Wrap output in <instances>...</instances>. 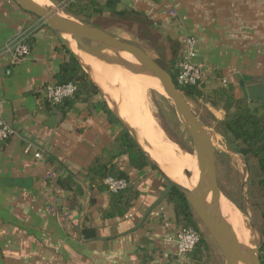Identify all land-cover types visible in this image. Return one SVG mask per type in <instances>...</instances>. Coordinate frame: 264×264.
I'll list each match as a JSON object with an SVG mask.
<instances>
[{"label": "crops", "instance_id": "0c3cea01", "mask_svg": "<svg viewBox=\"0 0 264 264\" xmlns=\"http://www.w3.org/2000/svg\"><path fill=\"white\" fill-rule=\"evenodd\" d=\"M107 2H87L88 14L110 15L104 8ZM113 4L116 11H136V17L148 21L178 49L183 33L196 37L195 61L205 78L203 95L190 98L197 111L191 108L204 129L215 134L214 141L224 144L216 128L226 111L210 104L207 97L213 90L231 88L235 99L242 98L260 111L264 0H113ZM100 7L102 13L97 12ZM97 26L116 35L101 23ZM24 29L32 33L30 52L14 63L3 48ZM61 37V32L13 0H0V118L15 130L0 146V264H191L190 256H180L168 241L178 224L164 194L167 182L155 169L136 170L126 155L114 158L138 195L122 216H106L112 193L105 184L104 189L90 186L88 171L104 150L115 153L111 145L116 135L122 127H130L109 107L100 85ZM67 50L98 87L91 100L105 101L113 113L111 120L87 102L76 103L60 119L47 103L42 89L56 82L55 73L69 58ZM37 151L43 160L33 156ZM67 171L73 173L82 193L51 192L50 174L64 177Z\"/></svg>", "mask_w": 264, "mask_h": 264}, {"label": "rangeland", "instance_id": "374dc122", "mask_svg": "<svg viewBox=\"0 0 264 264\" xmlns=\"http://www.w3.org/2000/svg\"><path fill=\"white\" fill-rule=\"evenodd\" d=\"M48 2H50L48 3L50 4V7L45 8L54 9L62 16L72 17L84 24L93 26H97L101 23L106 30L114 31L116 35H119V37L116 35L114 36L142 48L150 57L167 70L169 59V57H167L169 56L168 42L164 39L162 33L157 29H152L148 21H145L139 16L136 17L134 14L123 16L106 14L104 17H101L100 15L98 16L96 13H94V15L87 14L91 10H85L86 15L82 14L73 16L66 13V6L58 4L59 0H48ZM87 43L90 44L91 48H100L98 47V43L90 41ZM85 52L87 53L88 51L85 50ZM119 52L121 51L118 48L107 45L106 49L100 48L96 54L91 53L90 56L93 58L92 66L93 61L96 65L94 68V70L96 69L95 72L98 73L99 77L102 78L105 84L110 87L111 91L114 92L116 96L120 93L141 104L144 111L155 121L156 125L165 134L166 140L168 141V143H166L167 151L170 157L176 159L178 168H180L179 162L185 167L186 170H183L185 176L189 177L191 176V173H198V160L191 138L182 123L179 121L173 109V105L166 97L160 82L157 79H154V76H152L149 71L146 72V69H142V64L138 63L133 56L127 53L120 54ZM89 53L90 52H88V54ZM126 55L129 58L125 57ZM128 65H135L138 67L132 69V67ZM140 70L143 71L139 73ZM131 74L132 76H130ZM109 78H113L111 79L112 81H108ZM108 82H110V84ZM132 92H134L135 99ZM103 95L108 101L109 98L105 92ZM119 98L120 97L118 96L117 100H120ZM186 100L190 107L197 111V103L188 97H186ZM126 112L132 111L122 108V117L125 118L123 114ZM141 127L143 136L145 134V132H143L144 124L141 123ZM131 130L133 134L136 135L135 128H131ZM205 139L211 144L216 139V136L213 133L208 137L205 136ZM223 141L224 144L220 141H214L212 143V149L216 161L217 182L221 192L220 197L222 199L224 198L227 202L229 201L228 203L232 204L238 211H240L243 220L249 229V231H246V235L248 238L252 236L251 245L252 247H255L261 239L260 230L264 228V192L257 182L259 178V170L256 161L253 158L246 160L239 154L237 155L228 150L224 138ZM151 144L152 140L149 141L148 149ZM184 153H188L192 158ZM178 168L176 171L180 172V169ZM154 171L161 175V170L157 165ZM183 179L186 182L190 181L184 177ZM194 219L199 228V235L205 239L206 244V246H203L202 244L197 245L201 250V257L198 264H225L220 249L210 236L209 232L195 215ZM191 253L192 251L190 252V255Z\"/></svg>", "mask_w": 264, "mask_h": 264}, {"label": "trees", "instance_id": "16d2710c", "mask_svg": "<svg viewBox=\"0 0 264 264\" xmlns=\"http://www.w3.org/2000/svg\"><path fill=\"white\" fill-rule=\"evenodd\" d=\"M91 5L93 0H80L76 3L67 5L66 13L78 16L86 15L85 10H88V3ZM104 8L114 15L138 14L132 10H115L113 0H108ZM97 12L102 13L101 7ZM88 14V13H87ZM31 37L28 42L30 44ZM170 58L168 59L167 71L175 81L176 64L179 61L178 46L176 43L168 39ZM69 54L68 60L64 61L58 71L55 73V83L64 84L67 82H75L76 90L71 97L63 99L58 104L47 103L56 109V113L60 115V119L65 114L74 108L78 102H87L90 107L95 110H102L106 113L110 120L113 118L112 111L108 108L105 101H92V97L99 93L98 87L92 82L87 73L80 65L78 59L72 52L67 50ZM177 88L181 93L188 98H199L203 95L201 86L186 85L180 86L176 83ZM210 104L220 105L225 111V118L218 122L216 131L222 135L226 142L228 150L239 154L246 160L253 158L256 161L259 178L258 185L264 192V103L261 105L260 111H255L248 107L244 99H235L232 95L231 88L219 87L213 90L212 94L207 97ZM116 119V118H115ZM117 120V119H116ZM113 151L104 150L102 157L94 160L88 171V179L90 186H96L98 189H104L103 179L106 176L115 178H124L128 181L126 172L117 167L113 163V159L120 155H126L129 165L136 170H143L146 167L155 169V165L150 161L145 152L139 147L134 140L129 130L122 127L116 135L112 143ZM51 162L54 160L48 157ZM60 164V163H59ZM59 168H63L58 165ZM64 170V168H63ZM55 185L64 190H73L76 194L82 193L80 185H78L75 176L70 171L66 172L64 177H56ZM138 192L133 189L128 181V186L120 191L112 193L107 217L122 216L130 207L131 201L136 198ZM166 199L172 204L175 221L180 227H191L199 233V228L194 219V213L190 207L186 196L183 192L175 187H171L166 193ZM84 233L86 231L84 230ZM262 245L259 249V260L264 264V228L260 230ZM206 246L205 239L200 235L197 245ZM196 245L190 256L191 264H198L201 257V250ZM183 256V257H186Z\"/></svg>", "mask_w": 264, "mask_h": 264}, {"label": "water", "instance_id": "95a60500", "mask_svg": "<svg viewBox=\"0 0 264 264\" xmlns=\"http://www.w3.org/2000/svg\"><path fill=\"white\" fill-rule=\"evenodd\" d=\"M13 1L23 10L43 20L46 25L55 31L59 33H70L80 48L92 54H96L102 45H100V48L94 49L91 48L87 42H104L109 46L118 48L121 52L129 53L138 63L142 64V69L148 70L158 79L166 97L171 101L179 121L191 138L198 160V183L197 187L193 189H188L168 179L166 175L160 171L162 177L167 182L164 194H166L171 187H175L185 194L196 218L209 232L220 249L225 264H238V262L243 264H261L259 260V249L262 245V239H260L259 243L252 249L247 247L240 248L236 236L220 217L219 199L221 192L217 182L216 161L212 143L210 144L206 141L204 126L194 114L186 97L177 88L169 72L139 46L123 41L98 26L84 24L72 17L61 16L56 10L38 6L33 0ZM61 40L66 42V39L63 37H61ZM125 127L148 157L147 152L141 147L132 130L127 126ZM153 164L156 167V164ZM208 193H211V200L206 204L205 198Z\"/></svg>", "mask_w": 264, "mask_h": 264}, {"label": "bare ground", "instance_id": "6f19581e", "mask_svg": "<svg viewBox=\"0 0 264 264\" xmlns=\"http://www.w3.org/2000/svg\"><path fill=\"white\" fill-rule=\"evenodd\" d=\"M33 1L38 6L48 7V8L50 7V4H48L50 2H48V0H33ZM67 34L71 35L68 32H62V36L67 40L69 46L76 52L80 63L83 65V67H85V69H87V71H89V73L91 74L93 79L100 85L103 92L106 93L107 97L109 98V100H108L109 107L114 112H116L121 117V119L125 123L128 124V126L130 128H135L136 138H137L138 142L140 143L141 147L147 152L148 157L157 165V167L166 175V177L168 179H170V180H172V181H174V182H176V183H178V184H180V185H182L188 189L196 188L197 183H198V173H195V172H194V174L191 173V176L187 177L183 174V170L185 169V167L180 162H179L180 168L177 167L178 165L176 163V159L174 157H170V155L167 151L166 143H168V141L166 140L165 134L156 125L155 121L144 111L141 104L138 103L137 101L130 99L127 96L120 94V93L118 95L120 97L119 98L120 100H117L118 96H116L114 94V92L111 91L110 87L107 86L105 84V82L102 80V78L99 77L98 73L95 72L96 69L94 70V68L96 67V65L94 64V61H93V66H92L93 58L90 56L91 53H89V54H88V52L86 53L84 49H82L78 46V44L72 38V36H69ZM88 45L90 46V44H88ZM100 45H102L101 49H105L107 44H105L104 42H100V43H98V47H100ZM120 53L125 54L127 52H120ZM127 54H129V53H127ZM125 57H128V56L126 55ZM128 66H131V65H128ZM133 66H131L132 69H134L136 67L135 65H133ZM141 71H143V70H140L139 73H141ZM146 72H148V70H146ZM130 76H132V74ZM129 78H131V77H129ZM111 79H113V78H111ZM111 79L109 78L108 81L109 80L112 81ZM154 79H157V78L154 77ZM108 83L110 84V82H108ZM111 86H112V84H111ZM132 91H133V89H132ZM134 92H135V90H134ZM134 92H132L133 97H134ZM135 98L136 97H134V99ZM122 108L128 109L132 112L124 113L123 114V116H125V118H124L121 115ZM135 113L137 114V116L140 120L137 118ZM141 123L144 124V131L143 132H145V134L143 136H142V131H141L142 130ZM212 134H213L212 131H206L205 130V136L206 137H208ZM152 137L154 138V140ZM151 140H152V144L150 145V148L148 149L149 141H151ZM150 149L152 152L150 151ZM170 149H173V148H170ZM184 154H186L190 158H192L191 155H189L188 153H184ZM177 168L180 169V172L176 171ZM183 177L189 179L190 181L186 182L183 179ZM210 200H211V193H208V195L205 198L206 204H208L210 202ZM228 202L226 200H224V198L222 199L220 197V199H219V203H220L219 213H220L221 219L229 226V228L232 230V232L236 236L240 248L247 247L249 249H252L253 248L251 245L252 236H250L248 238V236L246 235V231H249V229L246 226L245 221L243 220V217H242L240 211H238L232 204H230ZM238 264H243V263L238 262Z\"/></svg>", "mask_w": 264, "mask_h": 264}, {"label": "built area", "instance_id": "2783aa9c", "mask_svg": "<svg viewBox=\"0 0 264 264\" xmlns=\"http://www.w3.org/2000/svg\"><path fill=\"white\" fill-rule=\"evenodd\" d=\"M80 0H59L58 4L61 6H67L71 3H76ZM41 20V19H40ZM43 24V20H41ZM32 33L29 29H24L20 34L13 37L8 41L3 52L8 53L11 56L12 62H18L26 57L30 52V44L28 42ZM179 61L176 64L177 70L175 72V81L180 86L186 85H198L200 86L205 78L202 67L196 63L197 56V39L194 35L189 33H183L180 37L179 44ZM223 82H225L223 80ZM76 90L75 82H67L64 84L49 83L42 89L44 98L51 104H58L63 99L71 97ZM15 133L14 128L9 122L0 118V146L9 137ZM33 156L36 159L43 160L44 156L41 152H34ZM57 175L55 173L50 174V189L52 193H58L61 191L55 185V179ZM105 184L111 193L120 191L128 186V181L124 178H115L112 176H106L103 179ZM60 221H63V217L59 216ZM200 239L199 233L191 227H180L176 230L174 235L168 238L175 245V249L180 256H186L197 245Z\"/></svg>", "mask_w": 264, "mask_h": 264}]
</instances>
